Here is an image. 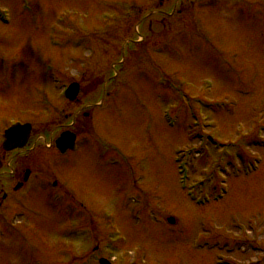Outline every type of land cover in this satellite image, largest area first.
<instances>
[{
  "label": "rangeland",
  "instance_id": "rangeland-1",
  "mask_svg": "<svg viewBox=\"0 0 264 264\" xmlns=\"http://www.w3.org/2000/svg\"><path fill=\"white\" fill-rule=\"evenodd\" d=\"M179 1L0 0V264H264V0Z\"/></svg>",
  "mask_w": 264,
  "mask_h": 264
},
{
  "label": "water",
  "instance_id": "water-1",
  "mask_svg": "<svg viewBox=\"0 0 264 264\" xmlns=\"http://www.w3.org/2000/svg\"><path fill=\"white\" fill-rule=\"evenodd\" d=\"M77 94H78V87L77 86H73L68 91L67 97L70 98L71 100H74L76 98ZM23 135H24L23 131H21V132H19V131H17V132L11 131L8 134L9 139H8L7 147H10L11 144H14V149H15V147H18V148L22 147L21 145H19V143H20L21 138L23 137ZM27 137H29V136H27ZM27 140H28V138H27ZM74 140H75L74 138H72L71 136L65 134V135L62 136V138H61V140L59 142L60 144L57 143V146L61 150V152H65L69 147L72 148V146H74ZM8 149H13V148H8ZM169 223L172 224L173 221L170 220Z\"/></svg>",
  "mask_w": 264,
  "mask_h": 264
},
{
  "label": "flooded vegetation",
  "instance_id": "flooded-vegetation-1",
  "mask_svg": "<svg viewBox=\"0 0 264 264\" xmlns=\"http://www.w3.org/2000/svg\"><path fill=\"white\" fill-rule=\"evenodd\" d=\"M181 5H184L183 3H181L179 0H178V3H176V6H174V8L172 9V11L170 12L171 14H168V15H170V16H172V15H175V13L178 11V14H182V11H181V9H182V6ZM186 5V4H185ZM176 11V12H175ZM20 153L21 152H23V151H19ZM5 158V159H4ZM6 156L4 157V156H2V160H0V166H1V164H3V162L4 161H6ZM23 165V164H22ZM7 166V165H6ZM11 166V165H10ZM15 168H11L10 170H8V172H4V174H7V175H9V176H13V177H15L16 179H15V181H13V183L11 184V191H15V192H19L20 191V189L24 186L23 185V183H22V181H21V177L23 176L21 173L23 172L22 171V167H21V169L20 170H18V176H16V171L14 170ZM5 170H7V169H5ZM24 172H25V174H24V177L26 176V174H27V172H29V177H32L33 178V175H35V174H33L32 175V172H31V170L30 169H28V168H26L25 170H24ZM24 177H23V179H24ZM8 197H10V196H8ZM7 194H5L4 195V200H6L7 198Z\"/></svg>",
  "mask_w": 264,
  "mask_h": 264
},
{
  "label": "bare ground",
  "instance_id": "bare-ground-1",
  "mask_svg": "<svg viewBox=\"0 0 264 264\" xmlns=\"http://www.w3.org/2000/svg\"><path fill=\"white\" fill-rule=\"evenodd\" d=\"M10 25H11V22H10ZM77 100H78V98L76 99V101H77ZM76 101H75V102H76ZM66 154H68V153H66ZM228 196H230V194H229ZM224 200H225V199H224Z\"/></svg>",
  "mask_w": 264,
  "mask_h": 264
}]
</instances>
